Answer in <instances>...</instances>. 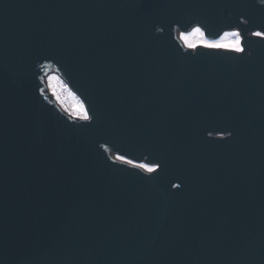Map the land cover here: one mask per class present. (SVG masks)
I'll use <instances>...</instances> for the list:
<instances>
[{
  "label": "water",
  "instance_id": "obj_1",
  "mask_svg": "<svg viewBox=\"0 0 264 264\" xmlns=\"http://www.w3.org/2000/svg\"><path fill=\"white\" fill-rule=\"evenodd\" d=\"M261 8L0 0V264H264ZM194 21L244 53L184 47Z\"/></svg>",
  "mask_w": 264,
  "mask_h": 264
},
{
  "label": "snow or ice",
  "instance_id": "obj_2",
  "mask_svg": "<svg viewBox=\"0 0 264 264\" xmlns=\"http://www.w3.org/2000/svg\"><path fill=\"white\" fill-rule=\"evenodd\" d=\"M246 0H179V3L182 5L186 6H203V7H211V8H226L230 6H235L237 4H242L245 3ZM259 3L261 5H264V0H259ZM260 12L264 13V8L260 9ZM243 15V14H242ZM242 23H252L254 24L257 28H262L264 29V22H257L253 20L252 16H249L247 20H241ZM194 26L191 28V31L181 33V36L185 42V45L189 49H196V44L189 39V37L199 35L202 40V46L206 47L209 50L213 51H220V50H225V51H234L237 53H244L245 49L241 46V42L239 39L225 44L221 43L219 41H214V40H204L203 37L205 35V32L203 28L200 26L201 22L200 21H194ZM163 29L158 28L157 31H162ZM225 35H229V33H225ZM231 35L239 37V32H233ZM253 36L260 37L262 41H264V31H253L252 32ZM242 58V57H241ZM67 74V73H65ZM41 93L43 94V89H41ZM55 94V92H54ZM57 99H59V96H57ZM75 111L79 114L82 113V119L87 122L85 126L91 127L92 122H93V117L92 115L89 114L88 112V105L84 103V101H79L75 105ZM107 142L104 144H100V147H103L105 151H107L106 147ZM116 160H120L122 162L132 164L133 161L131 160H126L124 156H116ZM140 169L145 170L148 173H159L162 172L163 169L161 168V163L160 162H155L151 165H145V164H139L137 165ZM155 179L156 177H152ZM178 187V185H177Z\"/></svg>",
  "mask_w": 264,
  "mask_h": 264
},
{
  "label": "rangeland",
  "instance_id": "obj_3",
  "mask_svg": "<svg viewBox=\"0 0 264 264\" xmlns=\"http://www.w3.org/2000/svg\"><path fill=\"white\" fill-rule=\"evenodd\" d=\"M226 38L228 39L226 43H231L234 41L230 34L227 35ZM189 39L192 40L195 44H202V40L199 35L189 37ZM203 39L207 40L205 39V37H203ZM223 41L224 40H220L219 42L223 43ZM182 42L185 44L183 38ZM45 83L47 85L46 88H48L49 95L52 99H55L60 108L65 110L71 116L82 117V113L78 114L75 111V105L80 101V99L73 91H71L70 88H66V85L61 78L50 74L46 77ZM57 96H59V99H57Z\"/></svg>",
  "mask_w": 264,
  "mask_h": 264
},
{
  "label": "bare ground",
  "instance_id": "obj_4",
  "mask_svg": "<svg viewBox=\"0 0 264 264\" xmlns=\"http://www.w3.org/2000/svg\"><path fill=\"white\" fill-rule=\"evenodd\" d=\"M181 33H182V32L178 33V38H181V37H182V36H181ZM181 39H182V38H181ZM53 75L57 76L55 73H53ZM139 164H141V163H139ZM142 164H145V163H142ZM145 165H147V164H145Z\"/></svg>",
  "mask_w": 264,
  "mask_h": 264
}]
</instances>
